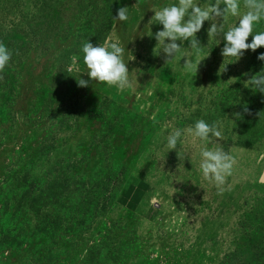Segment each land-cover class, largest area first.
I'll list each match as a JSON object with an SVG mask.
<instances>
[{
    "label": "rangeland",
    "instance_id": "obj_1",
    "mask_svg": "<svg viewBox=\"0 0 264 264\" xmlns=\"http://www.w3.org/2000/svg\"><path fill=\"white\" fill-rule=\"evenodd\" d=\"M177 2L0 0L12 52L0 73V264H264V93L245 87L264 70V47L224 60L205 21L197 39L209 55L196 74L183 59L165 64L154 38L163 26L148 22ZM262 31L264 20L253 35ZM109 36L133 81L114 95L77 82L89 79L82 44ZM200 119L222 121L220 146L236 157L222 195L199 171V141L166 148L173 128ZM138 180L148 191L129 211L125 188Z\"/></svg>",
    "mask_w": 264,
    "mask_h": 264
},
{
    "label": "clouds",
    "instance_id": "obj_2",
    "mask_svg": "<svg viewBox=\"0 0 264 264\" xmlns=\"http://www.w3.org/2000/svg\"><path fill=\"white\" fill-rule=\"evenodd\" d=\"M152 11L154 15L148 23L152 24L154 21L155 24L163 26L154 36L159 45V54L160 52L165 54V64L173 59H183L182 67L187 73L196 74L200 62L209 55H202V46L197 39V33L202 29L205 21L210 22L207 30L209 39H215L217 44L220 43L218 37L224 41L221 50L224 60L234 58L236 62L246 50L255 52L258 48L264 47V31L253 35L255 25L264 20V0H215L214 3L204 7L199 5L198 0H178L177 3L160 9L153 8ZM229 17H238V23L225 30ZM128 18L127 7L119 8L116 16L113 17L114 20L121 22ZM250 35L252 41L248 43L246 41ZM185 41L189 42L188 52L183 51ZM81 51L87 69L84 73L89 79L77 80L79 87H87L95 81L115 87L121 92L133 88V81L129 78L130 71L123 59L125 49L120 46L118 39L114 41L109 36L99 46H94L88 40L82 44ZM11 58L12 52L0 42V73L5 71ZM257 58L264 61V53ZM71 60L73 65H76L78 57L73 55ZM226 66H223L222 72L226 71ZM2 78L0 76V79ZM245 87L264 93V70L246 80ZM244 111L248 112V109L245 107ZM234 115L240 118V113ZM222 126V121L209 124L200 119L193 126L184 129L173 128L166 138V148L169 151H176L178 142L184 143L182 137L191 138L193 144L199 141V171L205 181L217 188V195L223 194L227 178L233 174L237 162L231 150L225 151L220 146V141L224 139ZM177 155L180 157L178 153ZM261 160H264V155L261 156Z\"/></svg>",
    "mask_w": 264,
    "mask_h": 264
},
{
    "label": "crops",
    "instance_id": "obj_3",
    "mask_svg": "<svg viewBox=\"0 0 264 264\" xmlns=\"http://www.w3.org/2000/svg\"><path fill=\"white\" fill-rule=\"evenodd\" d=\"M129 100H124V102ZM147 191L148 187L146 188L139 180L130 182L125 188L122 204L129 211H136Z\"/></svg>",
    "mask_w": 264,
    "mask_h": 264
},
{
    "label": "bare ground",
    "instance_id": "obj_4",
    "mask_svg": "<svg viewBox=\"0 0 264 264\" xmlns=\"http://www.w3.org/2000/svg\"><path fill=\"white\" fill-rule=\"evenodd\" d=\"M103 89L105 90V91H107L108 93H110V94H113L114 95V93H116V92H118V91H115L114 89H112L111 87H103ZM125 97H126V95H125ZM127 98V97H126ZM121 99H124V97H121Z\"/></svg>",
    "mask_w": 264,
    "mask_h": 264
},
{
    "label": "trees",
    "instance_id": "obj_5",
    "mask_svg": "<svg viewBox=\"0 0 264 264\" xmlns=\"http://www.w3.org/2000/svg\"><path fill=\"white\" fill-rule=\"evenodd\" d=\"M233 148H235V147H233ZM232 148H230V150H231ZM235 149H237V148H235ZM239 150V149H238ZM147 177V176H146ZM140 182L142 183V182H144V183H146L144 180H140Z\"/></svg>",
    "mask_w": 264,
    "mask_h": 264
}]
</instances>
